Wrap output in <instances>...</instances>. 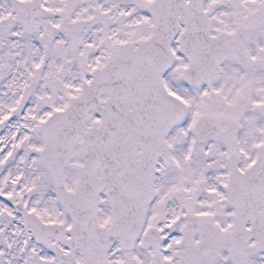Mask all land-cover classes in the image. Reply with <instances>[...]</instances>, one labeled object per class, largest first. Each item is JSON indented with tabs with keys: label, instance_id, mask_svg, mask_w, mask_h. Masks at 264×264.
I'll use <instances>...</instances> for the list:
<instances>
[{
	"label": "snow or ice",
	"instance_id": "6c2138e0",
	"mask_svg": "<svg viewBox=\"0 0 264 264\" xmlns=\"http://www.w3.org/2000/svg\"><path fill=\"white\" fill-rule=\"evenodd\" d=\"M0 264H264V0H0Z\"/></svg>",
	"mask_w": 264,
	"mask_h": 264
}]
</instances>
